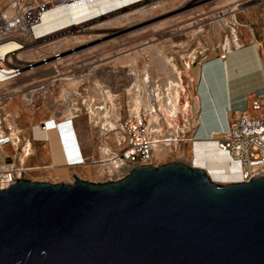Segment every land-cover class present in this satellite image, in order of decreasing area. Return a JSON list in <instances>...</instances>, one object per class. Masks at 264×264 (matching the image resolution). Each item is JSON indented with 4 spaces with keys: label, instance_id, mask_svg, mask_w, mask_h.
Instances as JSON below:
<instances>
[{
    "label": "water",
    "instance_id": "1",
    "mask_svg": "<svg viewBox=\"0 0 264 264\" xmlns=\"http://www.w3.org/2000/svg\"><path fill=\"white\" fill-rule=\"evenodd\" d=\"M0 264H264V176L220 183L169 162L115 181L19 178L0 190Z\"/></svg>",
    "mask_w": 264,
    "mask_h": 264
},
{
    "label": "rangeland",
    "instance_id": "2",
    "mask_svg": "<svg viewBox=\"0 0 264 264\" xmlns=\"http://www.w3.org/2000/svg\"><path fill=\"white\" fill-rule=\"evenodd\" d=\"M42 1L44 0H0V14L9 17L25 3L30 5L28 2L40 3ZM154 2L145 6L142 11L134 8L135 10L121 13L125 16H119L120 14L111 16L109 20L107 19V23L101 25L102 27L99 26L87 32H72L71 30L67 33L66 41L62 40L60 43L62 47L68 48V51L73 48L81 55L74 64L64 63L58 66L59 69H54L50 63L45 65L46 67H39L35 71L37 74L34 72L22 77L23 81L29 79L38 81L43 77L53 78L55 74H58L56 76L59 78L74 77L70 78L71 80L61 79L50 83L44 91L31 97L32 103L25 101L24 92H19L5 104L4 111H0L2 127H11L15 132L20 133L21 140L30 139L32 142L34 155L26 160V164L37 168L28 171L27 178L35 181L67 183L58 179V176L52 174L53 172L49 173L42 168L46 162L45 158L40 157V149H43L46 154L51 151L50 147H52L57 159V150L63 153L65 145L56 144L53 135L54 125H47L51 146L49 141L44 144L43 148L41 144H36L37 141L33 143L31 137L40 121L57 117L56 120L62 121L63 117L70 115L69 111L73 112L68 109L80 107L81 101L85 103L83 105L85 108L90 103H92L90 105H100L106 102L107 97L97 92L98 86L108 88L116 94L115 100L111 102L114 109L117 107L119 110H125L127 102L131 99L128 88L135 80L141 82L142 73L165 81L175 77L176 68L181 72L186 85L192 113L197 108L196 95L193 91L195 78L192 73L195 74L200 70V65L209 61L214 55L219 57L223 52L245 43L246 34H250L255 29L264 28V0H163L161 3ZM31 51V54L22 56L24 58L35 56L34 49ZM188 64L191 65V69H187ZM88 69L92 70L93 75L86 74ZM121 114L124 115V112ZM5 115L7 117L3 119ZM99 117V114H91L87 108V111H81L74 119L76 124L74 128L78 138L92 146L102 132L100 129L102 120ZM216 124L219 125L217 119ZM202 130L201 126L196 133V137L201 140H203L200 136ZM59 132L64 144L63 131L59 129ZM212 138L205 137L206 140ZM189 147L190 144H187L178 147L173 152L162 150L155 155L152 165L178 162L182 154L187 155ZM36 153H38L37 156ZM3 158L4 155L0 151V163L3 162ZM196 166L202 167L201 165ZM75 175L87 181H105L96 167L84 165L75 174H70V182L73 181ZM218 181L224 183L236 180Z\"/></svg>",
    "mask_w": 264,
    "mask_h": 264
},
{
    "label": "built area",
    "instance_id": "3",
    "mask_svg": "<svg viewBox=\"0 0 264 264\" xmlns=\"http://www.w3.org/2000/svg\"><path fill=\"white\" fill-rule=\"evenodd\" d=\"M81 1L89 2L91 11L88 16L92 19L102 18L119 9L116 8L117 0H44L40 3L28 2L30 5L25 3L9 17L0 14V46L15 44V50L0 56L1 112L4 111L5 104L19 92H24L25 101L32 103L31 97L44 91L50 83L74 78H59L55 74L53 78L43 77L38 81L22 80L23 76L33 74L41 66L52 63L54 69H59L61 64H74L81 56L73 48L68 51V48L62 47L60 41L51 40L54 34L43 30L46 22L42 19V12L47 8L51 9L58 3L70 5ZM144 1L129 0L127 6ZM41 29L42 32L38 33ZM33 49L35 56L23 57L31 54ZM228 52L229 50L223 52L219 58L225 59ZM87 72L92 73V70L88 69L86 74ZM142 75L141 84L135 80L128 88L131 99L125 110L117 107L114 109L111 102L115 100L116 94L98 85L97 92L107 97V101L100 105L90 103L86 106L91 114H99L102 132L95 140L93 152L82 154L78 161L83 165L96 167L105 181L122 179L134 167L152 164L155 155L162 150L173 152L180 146L200 140L196 137L201 123L200 113L197 108L191 113L189 96L181 74L177 73L173 79L165 81L147 77L145 73ZM176 80L179 84L175 83ZM138 97L140 103L135 107L134 99ZM81 102L80 107H70L68 110H73L74 114L69 111L70 115L62 120L70 121L73 131L75 117L81 111H87L83 106L85 103ZM6 117L5 115L3 119ZM47 124V120L40 121L36 127L45 131ZM60 124L62 122L56 123L55 127L60 129ZM34 135L31 137L33 140L40 139ZM211 140L238 164L240 181L248 182L256 176H264V98L252 101L247 109L229 121L226 130ZM7 143L14 147L16 153L12 157H4L0 163V190L9 188L19 178H27L26 173L32 169L26 164V160L33 154L31 140H21L20 133L11 127H2L0 119V151ZM71 145L72 143L69 145V154L78 156L79 151Z\"/></svg>",
    "mask_w": 264,
    "mask_h": 264
},
{
    "label": "crops",
    "instance_id": "4",
    "mask_svg": "<svg viewBox=\"0 0 264 264\" xmlns=\"http://www.w3.org/2000/svg\"><path fill=\"white\" fill-rule=\"evenodd\" d=\"M245 36L246 42L229 50L225 59H220L214 55L209 61L200 65L203 73L199 85H197L196 78L193 80L195 82L193 91L196 95L200 122L201 116L207 111H218L217 121L219 125L215 124L202 130L200 135L202 139L205 137L217 138L224 131V128L227 129L228 123L233 117L247 109L252 101L264 98V28L255 29ZM192 75L194 76L193 73ZM251 113L256 114L255 112ZM47 122V125H54V127L56 123L62 122L59 127L63 131L64 144L59 128L55 127L53 135L56 144L65 145L66 150L64 149L63 153L57 150L56 159L52 147H50L51 151L46 154L43 149H40V157L45 158L46 162L42 168H45L49 173L53 172L52 174L58 176V179L68 183L70 182V174H75L84 167L83 164L79 163L78 158L82 154L89 153L88 151L91 152L93 146L78 138L70 121L49 118ZM73 125L76 127L75 120H73ZM48 135L50 136V133ZM49 136H38L40 139H34L33 143L37 141L36 144H41L43 148L44 144L49 141L51 146ZM71 143V146L79 151L78 156L73 157L69 154ZM1 151L4 157H12L16 153L10 143L5 144ZM33 155L34 153L31 156ZM34 169L36 168L31 169V171Z\"/></svg>",
    "mask_w": 264,
    "mask_h": 264
},
{
    "label": "bare ground",
    "instance_id": "5",
    "mask_svg": "<svg viewBox=\"0 0 264 264\" xmlns=\"http://www.w3.org/2000/svg\"><path fill=\"white\" fill-rule=\"evenodd\" d=\"M128 1L129 0H117L116 3L118 7L116 8H119V9L99 19H92V17L88 16V14L91 11L88 1H81V2L70 4V5H64L62 3H58L56 6L52 7L51 9L47 8L42 12L43 13L42 19L43 21L46 22V24L43 25V30L47 31L48 33L52 32L54 34V37H52L51 40L55 39L57 41H62V40L66 41L65 39L67 38V35H68L67 33L71 32V30L72 32H85V31L87 32L91 29L99 28V26H101L102 24L107 23L109 20L108 18H110L111 16L113 17L119 14H120L119 16H125V14L121 15V13L132 10L134 8H137L136 10L138 11L139 10L142 11V9L145 6H149L150 4H153L151 2H154V1H156L154 3L163 2V0H145L144 2H140L137 4L127 6ZM40 32H42V29L38 31V33ZM236 44L237 43H235V45ZM12 50H15V44L13 43L4 44L0 46V56H5L8 52ZM190 67L191 65L188 64L187 69H191ZM176 71L177 73L181 74V72L178 71L177 68H176ZM202 73H203V69L201 67L200 70L196 71L194 74V78L198 80L197 85H199L201 81ZM87 74H92V73L87 72ZM147 77H149V75ZM175 83L179 84V81L176 80ZM139 103H140L139 97L135 98L134 99L135 107H137ZM34 131H35L36 136H46V137L49 136L48 130L40 131L37 127H35ZM178 162L187 163V164L194 165V166L201 165L202 167H204L203 169H205L209 173L211 178L217 182H220L218 180H224V181H227V180L240 181L241 180L240 168L238 164L235 161L231 160L227 156V154H225L223 151L219 150L216 147L214 140H195L193 143L190 144L187 155L182 154L181 157H179ZM33 168H37V167H33ZM99 173H100V170H99ZM87 174H88V171H87ZM228 182H233V181H228ZM224 183H227V182H224Z\"/></svg>",
    "mask_w": 264,
    "mask_h": 264
}]
</instances>
